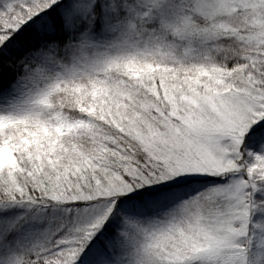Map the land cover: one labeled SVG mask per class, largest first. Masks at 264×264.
<instances>
[{
  "label": "snow or ice",
  "instance_id": "obj_1",
  "mask_svg": "<svg viewBox=\"0 0 264 264\" xmlns=\"http://www.w3.org/2000/svg\"><path fill=\"white\" fill-rule=\"evenodd\" d=\"M0 264H264V0H0Z\"/></svg>",
  "mask_w": 264,
  "mask_h": 264
}]
</instances>
